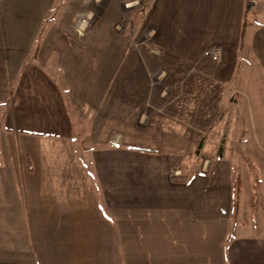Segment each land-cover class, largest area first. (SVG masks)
Wrapping results in <instances>:
<instances>
[{
	"label": "crops",
	"instance_id": "crops-1",
	"mask_svg": "<svg viewBox=\"0 0 264 264\" xmlns=\"http://www.w3.org/2000/svg\"><path fill=\"white\" fill-rule=\"evenodd\" d=\"M132 2L141 6L139 17H133L134 32L148 27L154 45L132 46L122 38L118 47L96 46L117 54L100 55L99 68L106 74L92 88L90 44L78 46L66 64L60 56L55 75L48 73L47 40L40 42L46 0H0V264H264V168L248 191L244 175L225 172L224 154L218 161L184 154L186 142L176 138L192 127L184 121L150 125L172 136L160 144L136 145L131 158L118 142L114 156L90 157V106L96 111L106 98L118 101L113 108L119 120L126 116L120 112L125 102L134 99L182 101V116L198 108V117L206 118L210 83L209 96L216 94L219 116H225L215 128L236 130L242 109L243 116L262 118L264 129V0ZM106 15L108 26L122 32L116 20L125 16L110 8ZM213 45L222 48L217 64L203 54ZM83 49L86 79L74 75ZM160 56L175 69L190 71L167 82L144 75ZM72 114L80 126L76 136ZM86 136L89 144L81 152ZM24 137L33 141L18 149ZM229 142L225 148L232 149ZM62 144L77 145L70 153L75 169L65 177ZM134 163L142 168L130 178L134 188L90 193V164L115 166L125 182L127 166ZM161 164L165 171L143 173L142 166Z\"/></svg>",
	"mask_w": 264,
	"mask_h": 264
},
{
	"label": "rangeland",
	"instance_id": "rangeland-1",
	"mask_svg": "<svg viewBox=\"0 0 264 264\" xmlns=\"http://www.w3.org/2000/svg\"><path fill=\"white\" fill-rule=\"evenodd\" d=\"M127 3L129 5H127ZM139 7L141 6L139 4L135 5L132 0H46V20L44 22V32H41L40 35V42L42 43L43 40H47L45 58L48 60V67H51L50 69L47 68L48 73H50V75H55L53 69L56 66V61L59 62L61 60L60 56L63 57L62 61L66 64L72 55V51L75 53L78 46L90 44V59H92L90 60V81H92L90 87H97L96 83L106 74L105 69L99 68V66H103L102 60L99 58L100 55L103 54V56H105L106 54L112 57V55L117 53H111L108 49L107 51L103 49L98 50L96 46L110 45L113 48L118 47L122 38L132 46L144 45L151 47L154 45L150 32H147L148 27L143 26V32H134L136 22L133 20V17L134 14L139 12ZM109 8L112 12L115 10V12H121V14L125 16L120 21H118V18L116 20V27H118V29L121 28L122 32H116L113 27L110 28L112 22L108 19V15L103 16ZM136 15L139 17L138 14ZM142 23L143 21L141 22V27ZM125 27L127 32H123ZM111 29L113 31L109 32ZM212 47H215V45L210 46L206 50ZM206 50H204V52ZM105 51L106 53H104ZM83 52L84 49L82 51L78 50L79 59L76 60L77 63L75 62L76 65L74 68L76 69L74 75L76 74L80 79H86L88 77L86 74L88 70L85 62L86 53L84 54ZM37 54L38 50L35 54V59H37ZM221 60L219 62L211 61L217 64L220 63ZM104 61L106 62V57ZM154 61L155 63H152L144 72V75L149 78H151V76L163 77L165 78V82H167V80H169L167 78L170 76L180 77L184 72L190 71L183 67L175 69L174 67H176V64L174 65L169 62L166 56L154 57ZM71 65L73 66V64ZM194 72H198V70H194ZM68 73H71V70L68 71ZM118 74L119 68L113 75L118 76ZM209 80L210 78H208V83L210 82ZM209 84L207 86L208 100L206 101V118L198 117V108L195 110L189 109L188 112L182 116L181 113H183L184 109L181 108V105L183 102L168 99L160 100V102L151 100L138 101V99L128 100L125 102L126 107L124 105L120 111L123 114L126 113V116L122 117L120 120L119 116H116L117 111L113 108L114 105H118V101H108L106 98L103 102L108 104L107 107H104V103L99 101L97 103L98 105L103 104L96 111V108L93 109L90 106V157L114 156L113 149L115 148L114 144L116 142L120 144V147L127 148L126 155L128 157L135 156L133 155V151L139 148V146L136 145L160 144L165 138L172 136L170 133L154 131L150 128V125H167L174 124L173 121H184L189 123L192 127L189 131L183 132V134H176V138L183 137L181 141L184 140V142H186V147L181 151L186 155H201L202 157L216 159L217 161L220 160L219 155L224 154L222 166L225 172H232L233 174L241 173L244 175L246 180L245 189L249 191L252 189L251 179L258 174L260 175L264 168V165L260 164L258 161V159L264 161V129L262 128V118L256 116H243L242 114H244V111L241 109L236 130L232 132V130L229 129V132H226L225 130L220 131L218 127L215 128L216 121L223 119L225 116L220 118L218 101H214V95L216 94L212 93V96H209L214 86ZM162 87L164 88L165 85ZM190 88L193 87L190 85ZM123 101H121V103ZM191 104L197 106L198 102H191ZM179 105L180 107H178ZM77 119L78 118L72 114L74 136L77 135V127L80 128ZM91 120L95 121V123L93 124ZM97 122L98 125H96ZM134 123L139 127L136 129L137 131L133 128ZM254 123L255 125H253ZM204 124L207 128H203ZM86 128L84 129L87 130ZM244 135H247V143L245 145L241 143V140L245 139ZM87 136L84 137L85 140L83 143H79V150L81 152H85L86 150L83 147L89 144V138ZM117 139L120 140V142ZM31 141L33 140L30 137H24V139L19 140L21 144L17 145L18 149L21 147L23 148L24 145L29 144ZM228 141H230L229 144L232 143V149L225 148L226 142L228 143ZM200 143H202L203 147L201 146L199 149L198 146ZM82 145L83 147H81ZM62 147V173L65 177L67 173L75 169L74 165H71L70 153L75 151L77 145L75 144L72 147L70 144H62ZM104 148L108 149L104 150ZM140 167L139 165L136 166L135 163L129 164L126 171L127 179L129 180L124 182L117 178L120 172L115 166L90 164V169L88 171L90 175V193H92L93 189L96 191L97 188L100 187H105L107 189H119L120 187L134 188L136 181L133 179L130 180V178H132L133 175L141 173L135 171V169H139ZM142 167L143 173H158L165 171V165L162 164L159 166L152 165L150 166L151 168L147 165ZM82 168L85 169V166L83 165ZM106 175H109V179H107ZM64 185L66 184L64 183ZM79 185L81 190L84 189L86 181ZM95 202L96 200L93 198V203Z\"/></svg>",
	"mask_w": 264,
	"mask_h": 264
},
{
	"label": "trees",
	"instance_id": "trees-1",
	"mask_svg": "<svg viewBox=\"0 0 264 264\" xmlns=\"http://www.w3.org/2000/svg\"><path fill=\"white\" fill-rule=\"evenodd\" d=\"M202 143L199 144V149L201 148ZM144 150H150V149H145ZM241 181L238 179L235 185V190H234V199H233V215H237L238 213V206H239V194H240V185Z\"/></svg>",
	"mask_w": 264,
	"mask_h": 264
},
{
	"label": "built area",
	"instance_id": "built-area-1",
	"mask_svg": "<svg viewBox=\"0 0 264 264\" xmlns=\"http://www.w3.org/2000/svg\"><path fill=\"white\" fill-rule=\"evenodd\" d=\"M204 55L209 57L211 60L219 62L222 58L221 47H212L204 52Z\"/></svg>",
	"mask_w": 264,
	"mask_h": 264
}]
</instances>
